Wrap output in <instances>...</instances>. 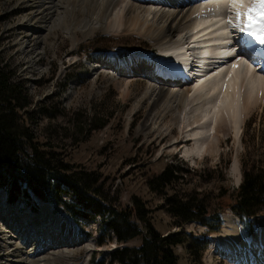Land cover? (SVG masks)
Wrapping results in <instances>:
<instances>
[{
    "label": "rangeland",
    "instance_id": "obj_1",
    "mask_svg": "<svg viewBox=\"0 0 264 264\" xmlns=\"http://www.w3.org/2000/svg\"><path fill=\"white\" fill-rule=\"evenodd\" d=\"M23 2L0 0V57L4 65L15 72V79L24 84L33 100L30 111L35 113L32 126L38 140L56 145V151L77 169L95 170L101 176L100 183L105 186L109 204L130 210L133 202L139 200L150 211V224L163 237L171 233L186 236V245H191L192 253L188 252L186 245L178 246L175 252L179 264H233V254L227 256L212 251L218 244L215 237L224 232V215L234 214L224 211L220 225L213 223L214 231L197 222L176 226L175 222L179 220L168 212L167 200L173 197L174 192L185 197L197 191L201 196L212 198V213L222 207L227 209V204H223L219 196L222 189L227 188L234 193L240 185L241 160L246 152V143L255 157L259 158L264 151V93H258L245 114L239 136L234 133L232 123L223 119L217 126V133L208 137L207 144L213 150L208 147L209 152L200 156H187L185 150L193 146L192 142L187 145L178 127H171L169 114L163 117L161 107L153 108L149 104L144 97L149 86L145 78L135 79L127 74L94 75L90 69V62L99 54L119 57L138 51L156 53L157 47L143 36L128 33L98 32L87 40H83L80 33L75 40L62 31L55 32V36L35 30L30 33L18 27L23 18L32 13V9ZM35 36L38 38L36 42L32 41ZM25 42L33 47L23 48ZM30 59L35 62H29ZM228 161L230 165L225 171ZM171 164L190 172L183 173V180L178 181L174 188L152 191L149 181L158 178ZM221 171L226 173L225 180H221ZM63 197L64 200L75 201L71 195L64 194ZM42 202L51 204L33 197V206L22 201L21 207H11V210L16 209L34 219L43 211ZM52 207L55 217H71L64 210ZM1 209H10L5 196L0 201ZM132 221L143 232L146 230L137 217L133 216ZM75 226L76 237L84 248L70 249L73 254L69 258L61 257L55 264H97L120 245L110 231L102 233L104 223L99 217L90 221L80 218V224ZM242 227L252 239L262 235L264 216L254 217ZM194 239L202 240L206 247L200 251ZM141 242L139 236L129 241L128 246L138 247ZM198 254L199 261L196 259ZM93 258H96L95 263Z\"/></svg>",
    "mask_w": 264,
    "mask_h": 264
},
{
    "label": "bare ground",
    "instance_id": "obj_2",
    "mask_svg": "<svg viewBox=\"0 0 264 264\" xmlns=\"http://www.w3.org/2000/svg\"><path fill=\"white\" fill-rule=\"evenodd\" d=\"M254 2L264 0H24L32 13L18 27L54 36L62 31L74 40L78 33L87 40L98 32L145 37L157 47L158 55L150 51L119 57L99 54L90 62V69L94 75L146 78L149 86L144 97L153 108L163 109L161 116L169 114L167 121L171 127H178L186 144L192 142L185 155L200 156L210 148L208 137L217 133L223 119L232 123L239 136L245 114L258 93H264V74L254 67L263 65L260 50L256 56L244 58L235 53L245 52L250 44L264 47L250 34L233 27L237 23L236 8L242 4L240 10L246 11ZM176 35L175 42L189 37L188 44L166 47ZM37 39L35 36L32 41ZM30 47L26 43L23 48ZM249 58L257 64H250ZM190 79L191 85L187 83ZM4 196L0 192V201ZM41 205L43 211L34 219L16 209L0 210V264H55L61 257L69 258L73 254L70 249L84 248L76 237L74 223L64 215L55 217L49 204ZM224 216V232L215 237L218 244L212 253L233 254V264H264V233L252 239L235 216Z\"/></svg>",
    "mask_w": 264,
    "mask_h": 264
},
{
    "label": "trees",
    "instance_id": "obj_3",
    "mask_svg": "<svg viewBox=\"0 0 264 264\" xmlns=\"http://www.w3.org/2000/svg\"><path fill=\"white\" fill-rule=\"evenodd\" d=\"M32 103L24 84L15 79V72L4 65L0 57V189L6 191L7 203L24 201L33 206L31 200L37 197L51 203L55 210H64L78 224L80 218L89 221L101 218L104 223L102 233L110 231L121 246L110 251L107 258L103 256L97 264H179L175 249L186 245V236L171 233L163 237L150 224V211L139 200L133 202L130 210L109 204L108 193L95 170L77 169L56 151V145L38 140L32 126L35 118V113L30 111ZM245 149L240 185L234 193L222 189L219 196L222 203L227 204V209L222 207L212 213L209 195L201 196L193 191L183 197L174 192L167 201L168 212L179 220L175 222L176 226L197 222L214 231L213 223L220 225L221 215L226 210L243 223L264 216V151L258 158L247 143ZM229 165L230 161L226 163L225 171ZM225 171L220 173L221 180L226 179ZM187 172L190 171L179 165H168L158 178L149 181V188L154 192L174 188L183 180L182 174ZM64 194L73 196L75 201L64 200ZM133 216L145 225L144 232L132 221ZM139 236L142 242L138 247L128 246L129 241ZM195 242L200 251L206 247L200 239H194ZM186 246L192 253L191 245ZM95 259H92L93 263ZM196 259L199 261V254Z\"/></svg>",
    "mask_w": 264,
    "mask_h": 264
},
{
    "label": "snow or ice",
    "instance_id": "obj_4",
    "mask_svg": "<svg viewBox=\"0 0 264 264\" xmlns=\"http://www.w3.org/2000/svg\"><path fill=\"white\" fill-rule=\"evenodd\" d=\"M242 7L243 5L241 4L235 10L237 23H233L231 18H229L228 22L233 23V27H238L240 31L250 34L261 45H264V3L254 2L246 11H241ZM237 42L239 43V41ZM232 67H237V64L234 63Z\"/></svg>",
    "mask_w": 264,
    "mask_h": 264
}]
</instances>
